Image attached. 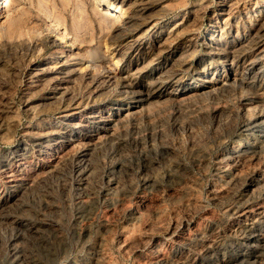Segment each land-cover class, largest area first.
<instances>
[{
	"label": "rangeland",
	"instance_id": "1",
	"mask_svg": "<svg viewBox=\"0 0 264 264\" xmlns=\"http://www.w3.org/2000/svg\"><path fill=\"white\" fill-rule=\"evenodd\" d=\"M0 2V264H264V0Z\"/></svg>",
	"mask_w": 264,
	"mask_h": 264
},
{
	"label": "bare ground",
	"instance_id": "2",
	"mask_svg": "<svg viewBox=\"0 0 264 264\" xmlns=\"http://www.w3.org/2000/svg\"><path fill=\"white\" fill-rule=\"evenodd\" d=\"M1 3V2H0ZM143 5V4H142ZM257 28V27H256ZM181 30V29H180ZM258 37V36H257ZM210 40H211V37H210ZM248 40V39H247ZM253 45V44H252ZM255 45V44H254ZM218 49V48H217ZM168 77V76H167ZM164 79V78H163ZM259 232V231H258ZM259 243H257V242H254V247H253V249L254 248H256L257 247V245H258ZM264 250V249H263ZM243 260H244V262L246 261V263L247 264H253V262L254 261H256L257 260V254H250V253H248V254H244V257L242 258ZM241 261V260H240ZM261 261V260H260ZM210 264H216V263H214L213 261H212V263H210Z\"/></svg>",
	"mask_w": 264,
	"mask_h": 264
}]
</instances>
